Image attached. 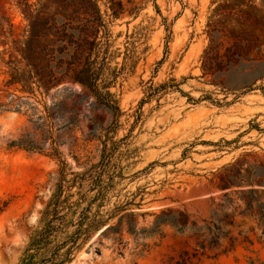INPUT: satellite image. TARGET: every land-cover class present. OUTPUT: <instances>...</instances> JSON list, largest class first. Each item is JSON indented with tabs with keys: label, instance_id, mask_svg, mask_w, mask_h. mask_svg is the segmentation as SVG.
I'll use <instances>...</instances> for the list:
<instances>
[{
	"label": "rangeland",
	"instance_id": "374dc122",
	"mask_svg": "<svg viewBox=\"0 0 264 264\" xmlns=\"http://www.w3.org/2000/svg\"><path fill=\"white\" fill-rule=\"evenodd\" d=\"M106 1L99 5L119 72L110 89L119 113L77 85L52 97L0 92V264H25L34 253L26 250L45 226L61 171L63 196H71L62 208L71 209H59L66 216L52 245L80 221L99 223L65 264H264V195L247 193L264 192V81L248 88L253 76L235 71L217 86L202 76L213 0H121L126 12L111 22ZM249 1L264 18V0ZM20 22L12 0H0V27ZM3 40L0 33V90ZM18 141L40 150L9 147ZM249 203L253 212L240 215ZM166 210L183 213L200 238L168 224L150 234ZM209 233L216 246L207 245Z\"/></svg>",
	"mask_w": 264,
	"mask_h": 264
},
{
	"label": "trees",
	"instance_id": "16d2710c",
	"mask_svg": "<svg viewBox=\"0 0 264 264\" xmlns=\"http://www.w3.org/2000/svg\"><path fill=\"white\" fill-rule=\"evenodd\" d=\"M216 4L211 21L207 24L209 43L201 55L202 76H210L217 86L228 85L225 77L230 72H240L253 76L248 88L258 81H264V57L260 47L264 42V18L250 6L249 0H213ZM19 13L21 22L17 25L8 23L5 29L0 27L5 46L3 54L7 57L2 62L6 67V80L3 83L5 94L14 88L27 98L36 94L47 97L68 85H77L89 93L95 102L108 110L119 113L116 101L110 89L115 86L119 72L111 68L109 22L105 20L99 0H12ZM109 18L119 19L126 11L121 0H107ZM131 13V11H128ZM1 26V25H0ZM228 45L224 46V40ZM13 95V94H11ZM5 104L0 103V110ZM10 148L40 150L36 145L11 142ZM64 172H59L57 179L58 193L45 207L42 215L44 228L32 239L26 252L33 251L25 264H65L70 256L95 230L98 222L92 221L83 227V221L76 224V230L60 244L52 245L57 232H61L65 216H60L59 209L66 204L63 196ZM76 179V178H75ZM76 180H72L75 183ZM71 188V184L67 186ZM251 195H264V192L248 191ZM227 200L226 206L231 208ZM223 206H219L222 208ZM264 209V205L262 206ZM69 211L71 207L62 208ZM123 210V209H121ZM118 210V211H121ZM253 212L252 205L246 204L240 215ZM129 219L132 216H128ZM263 226L264 211L259 215ZM168 224L182 234L191 231L192 237H200L193 222L188 223L185 215L171 210L162 211L155 217L150 234H160V227ZM214 224L204 226L210 232ZM108 231L117 233V227ZM127 231L136 234L135 226L128 221ZM52 245V246H51ZM207 245L216 246L217 237L207 235ZM197 248L205 247L204 241H197ZM60 252H63L60 254ZM40 253L49 257L37 261Z\"/></svg>",
	"mask_w": 264,
	"mask_h": 264
}]
</instances>
